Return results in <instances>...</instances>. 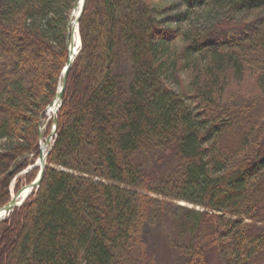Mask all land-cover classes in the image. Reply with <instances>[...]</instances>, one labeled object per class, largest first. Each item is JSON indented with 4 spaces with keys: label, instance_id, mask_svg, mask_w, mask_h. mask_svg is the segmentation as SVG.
Here are the masks:
<instances>
[{
    "label": "trees",
    "instance_id": "1",
    "mask_svg": "<svg viewBox=\"0 0 264 264\" xmlns=\"http://www.w3.org/2000/svg\"><path fill=\"white\" fill-rule=\"evenodd\" d=\"M178 1L183 17H245L190 37L163 28L155 0H86L44 178L0 222V264H164L156 235L174 224L188 234L170 243L180 264H264V0ZM76 2L0 0V209L39 157Z\"/></svg>",
    "mask_w": 264,
    "mask_h": 264
},
{
    "label": "rangeland",
    "instance_id": "2",
    "mask_svg": "<svg viewBox=\"0 0 264 264\" xmlns=\"http://www.w3.org/2000/svg\"><path fill=\"white\" fill-rule=\"evenodd\" d=\"M76 1L77 2L75 4V6L79 3V0H76ZM155 2L162 5L161 9L163 10L164 14L161 15V16L159 15L157 17V20H158V22H161V25L163 26V28L164 29L168 28V29H172V30H177L178 29L183 34L190 33V37H192L193 33L194 34L198 33V34L204 35L206 32H208L210 29H212L214 26H216V24L219 23V22H223V27L221 28V30L223 32H224V30H231L234 27H238L237 25L240 22H242L243 18L245 17L244 14H239L237 16L230 14L228 8H225L224 10H222V9L213 8V7H210V6H204L201 9H197L195 12L191 13L190 15H187L186 17H183V13L185 11V7L182 6V4L178 0H155ZM75 6H74V8H75ZM85 6H86V3H85ZM73 11H76V10L73 9ZM73 11L70 13L69 21H68V24H67L66 48H67L68 32H70V28H71V22H72L71 18H72ZM84 11H85V9H84ZM80 13H81V9H80L79 15H80ZM83 14H84V12H83ZM83 14H82V16H83ZM79 15H78V17H79ZM82 16H81V18H82ZM81 18H80V22H81ZM80 22L77 25V27H78V36H79V39H80V42H79L80 43L79 44L80 48L78 50L77 56L79 55V53L81 52L82 47H83L81 31H80ZM105 33H106L105 30L101 27L100 31H98V34H99L98 36L102 38L105 35ZM174 44H177V46H176V54H174L175 58H177L178 57V53H179V56H180V52L183 50L184 44L182 42H179V41H176ZM48 48L52 49V51L55 52V53H60L61 52L60 48L55 47L51 43L48 44ZM67 51H68V48H67ZM77 56L74 58V61L76 60ZM191 58H192V62H196L197 55H194ZM42 61L40 63L38 62L37 66L40 68V70L46 71L47 66L45 65V62L43 63ZM68 61H69V52H68ZM74 61L72 63H74ZM51 69H53V67ZM187 72L188 71H185V73L183 74V79L185 81H187V77H186ZM62 74H63V72H62ZM30 82L33 83V84H39L40 85V81H38L39 82L38 83L36 79L30 80ZM81 82H82V79H79L78 83L76 84L77 85V89H76L77 97L81 93V88H80V83ZM172 86H173V88L176 91L180 92L179 91V85L175 81L172 82ZM45 91H46V89H44L42 95L40 96L39 101L44 100L46 97H49L47 95V93H45ZM36 110H37V108H36ZM39 110H40V108H38V111ZM23 117H24V115H23ZM43 118L44 119L41 120L42 124H41V126L39 128V135L41 134L42 138H43V140H40V138H39L40 149H41V145H45L46 139L49 138L51 133L54 131V129H53L54 126L53 125L51 126V128L49 130V126L52 124L53 117L48 114V117L44 116ZM31 121H32V119H30L28 121L29 124L26 123V125L28 127L27 129L29 130V134L31 132V126H29L32 123ZM23 128H24V126L21 127V129H23ZM22 132H23V135H26V133L24 131H22ZM29 134L27 135L28 138L30 137ZM54 139L55 138H53V140H52V144L54 142ZM24 143H25V141L22 142V140H20L19 142H16V144H18V145L15 146V147L16 148H20V147H22V145L25 146ZM0 144H4V142H2ZM49 151H50L49 148H46L47 155L49 154ZM26 158H31L32 159V155H28V156H26ZM39 158L36 161V164L38 162V164L36 165L37 166V168H36L37 169V173L39 171H41V167L39 166V164H40ZM34 169L35 168H33V170ZM36 179H37V177H36ZM19 184H20V186H19ZM17 185L19 186L18 190H17ZM25 185H29V184L27 183V180H26V174L23 172L22 174H19L16 177L15 180H13V182L11 184V188H10L11 189V195H12L13 192L17 193L19 190L24 188ZM176 204H178L180 206H186V207H188L190 209L200 210V208H198L196 206H192V205L186 204V203L176 202ZM177 238L179 239L180 244L186 243L187 239H188V234L186 232H182L178 228V226L176 227L175 224L172 225V226H169L168 229L164 233H158L156 235V241L158 242L157 243V249L158 250L156 249V253L159 256L161 255L159 260L161 262L164 261V264H180V263H178L177 257H176V255H175V253H174V251L172 249V246L170 244L171 241H175V240H177ZM210 264H220L219 261H218V258H217V254L214 253V254H212L210 256Z\"/></svg>",
    "mask_w": 264,
    "mask_h": 264
},
{
    "label": "water",
    "instance_id": "3",
    "mask_svg": "<svg viewBox=\"0 0 264 264\" xmlns=\"http://www.w3.org/2000/svg\"><path fill=\"white\" fill-rule=\"evenodd\" d=\"M85 3H86V0H82L81 13H80L79 17L76 19V25H78L79 22H80V18H81L82 14L84 12V9H85ZM77 9H78V4L75 6L74 10H77ZM67 46H68V50H69V61H68L67 65H66V67H65V71H64L63 76H62L61 88H60V90H59V92H58V94H57V96L55 98V101H57V103H58V108L56 110L55 116L53 117V124L55 126V130L51 133L49 138L46 139V143L44 145V148H49L50 151L53 148L52 140H53V138H56V136H57V132H56L57 125H58L57 114L59 112V109H60V107L62 105V102H63V99H64V91H65L66 84H67L68 73H69V70H70V68L72 66V62L74 61L73 56H74V48H75V46H74V42H73V37H72L70 32H68ZM72 53H73V55H72ZM53 104L54 103H52L50 107H52ZM39 138H40V140H43L41 134L39 135ZM39 160H40L41 165H42L41 176L33 184L29 185L26 188L21 189L15 196L12 197V200L10 201L9 204H7L5 207L0 209V221L2 220L3 216L8 215L11 212H13L14 209L16 207H18V205L20 204L21 201L24 202L23 195H24V193H25V191L27 189H30V190H34L35 189V190H37V189L40 188V186L42 184V181H43L44 171H45V168H46L45 167L46 166V158L44 159L43 155L41 154Z\"/></svg>",
    "mask_w": 264,
    "mask_h": 264
},
{
    "label": "bare ground",
    "instance_id": "4",
    "mask_svg": "<svg viewBox=\"0 0 264 264\" xmlns=\"http://www.w3.org/2000/svg\"><path fill=\"white\" fill-rule=\"evenodd\" d=\"M81 6H82V0H80L79 1V3H78V9L76 10V11H73V14H72V22H71V28H70V33H71V35H72V37H73V42H74V46H75V48H74V56L78 53V50H79V48H80V46H79V42H80V39H79V36H78V27H77V25H76V19L78 18V15H79V12H80V9H81ZM67 48H68V46H67ZM68 52H69V50H68ZM72 55H73V53H72ZM73 56V57H74ZM68 63V62H67ZM67 65V64H66ZM71 69V68H70ZM65 71V70H64ZM64 71H63V73H64ZM70 71V70H69ZM69 74V73H68ZM59 88H58V91H57V93L59 92ZM65 92V91H64ZM57 95V94H56ZM64 100V99H63ZM52 103H54L53 104V106L52 107H50L51 106V104ZM48 107H47V109L45 110V112L42 114V116H41V120H43L44 118V116H47L48 117V114L49 115H51L52 117H54L55 116V113H56V110H57V108H58V103H57V101H55V102H52ZM62 104H63V102H62ZM61 107H62V105H61ZM61 107H60V109H61ZM59 109V110H60ZM57 117H58V114H57ZM41 124H42V122H40V126H41ZM52 125L54 126V124H53V121H52ZM57 127H58V125H57ZM53 129L55 130V126L53 127ZM56 132H57V129H56ZM56 138H57V136H56ZM41 154L43 155V157H44V159L46 158V168H47V161H48V157H49V154L47 155V153H46V148H44V145H41V149L39 150V157L41 156ZM38 157V158H39ZM39 162H40V160H39ZM37 164H38V162H37ZM36 163L34 164V165H32L31 167H28L25 171H24V173L27 175V174H29V173H31V171L33 170V168H37V165ZM39 166L41 167V169H42V165H41V162H40V164H39ZM46 168H45V170H46ZM41 173H42V171H39L38 172V176H37V179H35L32 183H30L29 185H31V184H33L36 180H38L39 179V177L41 176ZM44 174H45V171H44ZM43 178H44V176H43ZM16 179V178H15ZM29 185H25V187L24 188H26V187H28ZM10 188H11V186H10ZM23 189V188H22ZM14 190V189H13ZM10 192H11V189H10ZM31 190L30 189H27L26 191H25V193H24V195H23V199L25 200V199H27L29 196H30V194H31ZM13 195H15V193L13 192L12 193ZM22 202V201H21ZM9 204V203H8ZM5 207V206H4ZM2 209V208H1ZM10 214H12V212L10 213ZM10 214H8V215H5V216H3L2 217V220L1 221H4V220H6L9 216H10ZM0 221V222H1Z\"/></svg>",
    "mask_w": 264,
    "mask_h": 264
}]
</instances>
